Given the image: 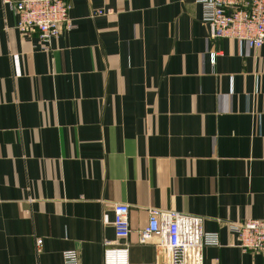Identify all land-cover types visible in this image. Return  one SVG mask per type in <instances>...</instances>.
<instances>
[{"label":"crops","instance_id":"crops-1","mask_svg":"<svg viewBox=\"0 0 264 264\" xmlns=\"http://www.w3.org/2000/svg\"><path fill=\"white\" fill-rule=\"evenodd\" d=\"M64 2L73 29L41 42L0 0V264H103L105 243L170 264L138 243L150 208L217 235L187 264H264L229 230L264 220V45L212 39L195 0Z\"/></svg>","mask_w":264,"mask_h":264},{"label":"built area","instance_id":"built-area-1","mask_svg":"<svg viewBox=\"0 0 264 264\" xmlns=\"http://www.w3.org/2000/svg\"><path fill=\"white\" fill-rule=\"evenodd\" d=\"M201 8V20L206 23L212 39L226 38L244 43L249 48L264 45V0H195ZM16 15V29L21 35L35 34L41 42L59 38L62 30L70 31L74 25L68 17L69 5L64 0H2ZM108 11L95 10L92 16L106 15ZM213 61V58H212ZM128 205L112 207V226L118 239L131 232ZM202 218L177 211L148 209L146 227L137 232L138 243L155 241L158 249L169 252L170 264H187L188 253L195 248L218 245L215 233H204ZM229 230L237 240V247L264 256V220H246L230 224ZM41 239L35 240L36 253L42 249ZM103 264H129L126 246L105 243ZM64 264H79L75 250L65 251Z\"/></svg>","mask_w":264,"mask_h":264}]
</instances>
